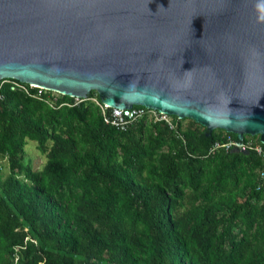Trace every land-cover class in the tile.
<instances>
[{
    "label": "trees",
    "instance_id": "trees-1",
    "mask_svg": "<svg viewBox=\"0 0 264 264\" xmlns=\"http://www.w3.org/2000/svg\"><path fill=\"white\" fill-rule=\"evenodd\" d=\"M58 97L0 85V264H264L261 160L210 150L235 134L173 115L180 137L145 118L120 131L89 99Z\"/></svg>",
    "mask_w": 264,
    "mask_h": 264
},
{
    "label": "water",
    "instance_id": "water-1",
    "mask_svg": "<svg viewBox=\"0 0 264 264\" xmlns=\"http://www.w3.org/2000/svg\"><path fill=\"white\" fill-rule=\"evenodd\" d=\"M2 78L264 144V0H0Z\"/></svg>",
    "mask_w": 264,
    "mask_h": 264
},
{
    "label": "built area",
    "instance_id": "built-area-1",
    "mask_svg": "<svg viewBox=\"0 0 264 264\" xmlns=\"http://www.w3.org/2000/svg\"><path fill=\"white\" fill-rule=\"evenodd\" d=\"M2 83H6L7 87L11 91H18L24 95L38 98L46 102L48 105L55 104L56 100L59 98L58 95H63L56 91L34 86L26 82H17V80L15 79L2 78L0 79V85ZM32 88H35L36 90L31 91ZM46 91H48V96L43 97V94ZM68 97L72 98L71 103L73 104L79 103L85 99H89L90 101L94 102L99 107L102 121L105 124L111 125L120 131L125 130L130 125L134 124L136 121L145 118L146 120L152 122H163L164 124L167 125L169 129H172L178 137H180L179 133L175 129V122L172 120L171 115L158 112L156 109L133 105L126 110H119L115 107L105 105L104 103L96 99L94 96L91 97L86 96L84 98H77L75 96H68ZM71 103L60 102L59 104L69 105ZM233 141H234L233 138L226 136L225 140H223L222 142H214L210 150H213L215 148H223L225 150L231 149V150H238L244 152L248 151L249 149L253 150L261 160V166L257 171L258 184H264V150L260 146L261 143L258 137L244 135L240 139L239 145L233 143Z\"/></svg>",
    "mask_w": 264,
    "mask_h": 264
},
{
    "label": "rangeland",
    "instance_id": "rangeland-1",
    "mask_svg": "<svg viewBox=\"0 0 264 264\" xmlns=\"http://www.w3.org/2000/svg\"><path fill=\"white\" fill-rule=\"evenodd\" d=\"M186 123H187L186 119H182L180 121L182 128L186 125ZM22 154H23L24 162H26L31 167L32 170H39L45 161L44 155L41 154L36 149L35 142L32 140L26 139L25 144L23 146ZM1 164H2L1 167L2 174L5 175L7 173L5 161H2Z\"/></svg>",
    "mask_w": 264,
    "mask_h": 264
},
{
    "label": "bare ground",
    "instance_id": "bare-ground-1",
    "mask_svg": "<svg viewBox=\"0 0 264 264\" xmlns=\"http://www.w3.org/2000/svg\"><path fill=\"white\" fill-rule=\"evenodd\" d=\"M32 85V84H31ZM35 86V85H34ZM54 91V90H53Z\"/></svg>",
    "mask_w": 264,
    "mask_h": 264
}]
</instances>
